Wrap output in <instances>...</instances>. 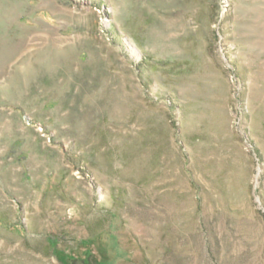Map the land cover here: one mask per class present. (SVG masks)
<instances>
[{"label": "rangeland", "instance_id": "374dc122", "mask_svg": "<svg viewBox=\"0 0 264 264\" xmlns=\"http://www.w3.org/2000/svg\"><path fill=\"white\" fill-rule=\"evenodd\" d=\"M90 257L264 264V0H0V264Z\"/></svg>", "mask_w": 264, "mask_h": 264}, {"label": "trees", "instance_id": "16d2710c", "mask_svg": "<svg viewBox=\"0 0 264 264\" xmlns=\"http://www.w3.org/2000/svg\"><path fill=\"white\" fill-rule=\"evenodd\" d=\"M72 262V261H71ZM73 262H76V263H82V264H94L93 263V258L90 257L88 259H84V260H74Z\"/></svg>", "mask_w": 264, "mask_h": 264}]
</instances>
